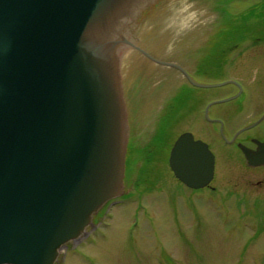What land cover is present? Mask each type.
I'll list each match as a JSON object with an SVG mask.
<instances>
[{
  "label": "water",
  "instance_id": "1",
  "mask_svg": "<svg viewBox=\"0 0 264 264\" xmlns=\"http://www.w3.org/2000/svg\"><path fill=\"white\" fill-rule=\"evenodd\" d=\"M158 1L0 0V264H56L123 194L129 122L120 53L158 63L130 35ZM255 144L239 145L250 167L264 165V143ZM169 165L202 189L215 156L186 133Z\"/></svg>",
  "mask_w": 264,
  "mask_h": 264
},
{
  "label": "rangeland",
  "instance_id": "2",
  "mask_svg": "<svg viewBox=\"0 0 264 264\" xmlns=\"http://www.w3.org/2000/svg\"><path fill=\"white\" fill-rule=\"evenodd\" d=\"M130 35L155 57L211 55L203 82L233 80L253 92L249 106L228 124L231 136L264 111V0H159ZM218 55L232 64L223 68ZM120 58L131 118L126 191L95 216L89 236L62 250L58 264H264V167H247L213 126L187 125L196 101L191 94L182 92L175 108H165L171 88L184 78H169L130 48ZM231 89L227 84L206 92ZM184 131L218 156L214 190L189 189L172 173L169 149ZM253 133L264 138V123Z\"/></svg>",
  "mask_w": 264,
  "mask_h": 264
},
{
  "label": "flooded vegetation",
  "instance_id": "3",
  "mask_svg": "<svg viewBox=\"0 0 264 264\" xmlns=\"http://www.w3.org/2000/svg\"><path fill=\"white\" fill-rule=\"evenodd\" d=\"M218 56L219 58L221 57L220 60L223 61L222 64L220 63L223 66V68L232 64L231 62L233 60H231V62H229L230 60L225 61L223 55L221 56L218 55ZM210 58L211 55L195 54V53L194 54L172 53L170 55L164 54L156 57L158 63L155 62V65L160 70V72H162L163 74H168L169 78H174L176 75L184 78L183 79L184 82H182L181 85L175 88H171L173 90L171 91V98L168 100L169 102L165 103V108H167L168 106L175 108L179 94H181L182 92H185L186 94H191V97H193V99L195 98L196 101L192 102V105L189 102V105H191L190 108L191 110H189V112L187 113V117H186L187 125L189 123H196L207 127L213 126L214 129L217 130L218 134L220 135H221V130H223L224 137H222L221 135V139L223 143L226 146H232L236 148L245 161L243 153L239 149V145H244L251 150H255L257 148L255 141H260L264 143V138L262 136L258 135V133L255 134L253 133L254 129L258 128V126L264 123V111L261 112L259 117L256 118V120H254L250 125L239 128L232 134V136L228 134L230 133V132L227 133L228 124L234 121L236 116H238L242 110H244L246 107L249 106L251 102V93L253 92L250 93L247 88L243 87V85H241L240 83L234 81L233 83H230L232 88L231 92L223 93L222 95L211 96V94H209V92H206V90L219 88V87L209 88L208 85L210 84H207L206 81L204 82L202 81L203 79L209 76V72L205 68L209 66L208 60ZM228 81H232V80H228ZM192 91H195V93H193ZM213 97L216 98L211 99ZM220 105H225V106L220 107ZM255 106H257L256 108H259L257 103ZM258 121L260 122L257 126H253L248 130L242 131L243 129L254 125ZM184 133H191V132L184 131L177 137V139ZM191 134L193 135V133ZM199 135L201 136L200 133ZM193 136L195 140L206 143L205 141L197 138L195 135ZM177 139L174 141V143L171 144V147L169 149V156ZM215 158H216V166H215V178H216V170L218 164V156H216V154H215ZM263 167L264 166H260L258 168H263ZM209 189L214 190L212 186Z\"/></svg>",
  "mask_w": 264,
  "mask_h": 264
},
{
  "label": "bare ground",
  "instance_id": "4",
  "mask_svg": "<svg viewBox=\"0 0 264 264\" xmlns=\"http://www.w3.org/2000/svg\"><path fill=\"white\" fill-rule=\"evenodd\" d=\"M142 48V47H141ZM145 50V49H144ZM146 51V50H145ZM148 52V51H147ZM149 53V52H148ZM150 54V53H149Z\"/></svg>",
  "mask_w": 264,
  "mask_h": 264
}]
</instances>
